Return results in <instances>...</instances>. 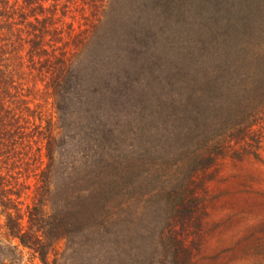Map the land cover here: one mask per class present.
Instances as JSON below:
<instances>
[{"label": "rangeland", "instance_id": "374dc122", "mask_svg": "<svg viewBox=\"0 0 264 264\" xmlns=\"http://www.w3.org/2000/svg\"><path fill=\"white\" fill-rule=\"evenodd\" d=\"M10 1L18 7V0ZM98 2L44 1L37 16L52 18L43 33L46 54L32 56L25 22L33 19L24 7L16 8L22 16L14 17L20 42L6 63L13 72L10 98L25 106L20 115L24 137L19 153L0 162L4 195L13 200L6 209L0 205V260L43 264L36 252L4 233L5 210L20 214L24 229L27 206L40 201L47 222L64 215L74 222L72 229L48 235L44 264H264V122L253 126L261 137L256 155L219 158L197 170L190 185L194 200L187 197L186 207L171 212L162 204L164 188L175 190L177 184L169 189L161 176L152 187L155 171L167 170L157 164L165 154L155 150L150 154L155 164L140 162L139 140L149 134L138 131V105L121 102L138 91L148 61L138 70H119L113 48L98 49L115 0ZM58 56L64 59L62 75L52 70ZM60 75L64 87L52 90ZM46 136L49 162L43 155ZM117 176H131L135 189L129 191ZM178 199L173 195V202ZM6 246L17 250L10 254Z\"/></svg>", "mask_w": 264, "mask_h": 264}, {"label": "trees", "instance_id": "16d2710c", "mask_svg": "<svg viewBox=\"0 0 264 264\" xmlns=\"http://www.w3.org/2000/svg\"><path fill=\"white\" fill-rule=\"evenodd\" d=\"M44 1L17 3L33 19L25 22L30 27L25 41L31 56L46 54L43 33L52 18L37 16ZM14 4L0 0V162L3 156L19 153L16 147L24 137L20 115L25 106L16 105L19 100L10 98L13 72L6 63L8 54L20 42L14 17L22 16ZM52 31L55 33L54 28ZM97 47L113 48L119 70H138L148 61L138 91L121 102L138 105V131L146 129L149 134V138L139 140L140 162L155 164L150 157L155 150L165 154L157 164L167 170H163L165 174L155 171L152 187L159 185L161 176L167 178L169 189L177 184L175 190L164 188V195H155H163L162 204L171 212L186 207L188 198L194 200L190 185L197 170L219 158L256 155L261 137L253 126L264 122V0H115L109 27L104 29ZM54 61L57 67L52 70L64 74L63 57H55ZM61 75L51 89L64 87ZM48 139L46 136L43 153L47 162L52 156ZM171 151L172 161L168 162L165 158ZM97 166L100 171L102 164ZM107 168L111 172L112 166L108 164ZM41 173V187L46 191V172ZM121 177L117 176L120 184L129 191L135 189L131 176ZM4 186L0 174V205L6 209L13 200L4 195L8 190ZM175 194L179 199L173 202ZM19 215L15 210L13 214L5 210L4 233L36 252L43 264L48 235L74 227L68 215L47 222L40 201L27 206L24 229ZM16 250L15 246H6L10 254ZM3 259L0 264H4Z\"/></svg>", "mask_w": 264, "mask_h": 264}]
</instances>
